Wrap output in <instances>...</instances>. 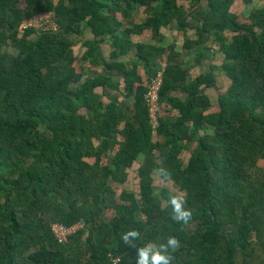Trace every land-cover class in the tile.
Masks as SVG:
<instances>
[{
	"label": "trees",
	"instance_id": "16d2710c",
	"mask_svg": "<svg viewBox=\"0 0 264 264\" xmlns=\"http://www.w3.org/2000/svg\"><path fill=\"white\" fill-rule=\"evenodd\" d=\"M257 1L0 0V264H137L139 247L169 236L181 244L172 264H264V7L235 10ZM139 8L147 19L134 24ZM47 10L58 31L31 27L18 37L24 19ZM87 27L94 38L75 55ZM147 28L195 32L187 48L214 56L210 74L194 79L175 47L136 45L146 81L140 64H108L106 34L127 54L133 43L117 31ZM160 59L168 69L155 136L145 96ZM100 63L124 82L84 79V67ZM117 92L135 97L133 122ZM161 168L167 180L154 172ZM170 192L185 195L188 225L172 219ZM78 223L65 244L51 232ZM129 230L140 233L135 247L121 240Z\"/></svg>",
	"mask_w": 264,
	"mask_h": 264
},
{
	"label": "crops",
	"instance_id": "0c3cea01",
	"mask_svg": "<svg viewBox=\"0 0 264 264\" xmlns=\"http://www.w3.org/2000/svg\"><path fill=\"white\" fill-rule=\"evenodd\" d=\"M238 7L241 8L244 6L242 4L236 5L235 10H237ZM136 11L137 13L139 12V14L136 13V15H133L134 24L135 23L143 24V22H145L147 18H145V16H143L140 13V8L136 9ZM121 21L126 22L125 19L115 20L114 21L116 23L115 25L119 26ZM134 24L131 25L132 28L134 27ZM126 25H128V23ZM118 32L122 34L125 39L132 41L133 44L130 47L129 52L127 54H124L122 47L115 45V42L117 41L114 40L112 34H106L105 41L101 42V47L104 50L106 61L108 62V64H112V65L115 64V61L116 63L118 62L125 63L128 64L130 68H133L134 65L140 64L141 67L139 69V74L144 81H146V79H149L148 73L150 67L145 63L139 62V60H137V52H138V48L136 47L137 44H144L150 47H156L158 49H167L168 53H170L171 48L175 47L176 52L181 54L180 58L184 61L183 69L184 70L190 69L191 76L194 79L204 75H208L212 71L211 63L214 61L213 60L214 56L211 57V54L210 56L209 54L208 56L205 55L202 56V47L200 45L192 47V49L187 48V45L189 43L196 42V40L198 39L197 35H195V32H191V33L189 32V34L187 35L182 31L172 32L169 29H164L162 34L156 36L154 35L152 28H147L144 31H137L134 34H129V35H127L125 31H123L122 29L120 31H117V33ZM93 38H94V34L92 30L89 27H87L82 35H79L75 38L72 47L74 54L82 55L87 49L85 45V41ZM113 50L116 51L117 56H113L112 54ZM84 68L86 70V75L84 79L86 80L88 77L96 78V74H100L102 76H107L108 78L120 79L121 81H123V76L118 71L119 69L117 68L109 69L104 63H100L99 65H97L95 69L90 70L87 65ZM215 76L217 77L218 84H222L226 80V77L223 75V72L217 71L215 73ZM123 87L125 88V84H123ZM107 90L111 94H113L112 92H114L113 91L114 89L107 88ZM96 92L102 94L103 89L98 88ZM117 93L119 95H122L121 92L120 93L117 92ZM206 93L211 98L213 105L217 106L219 100V93L217 89L209 88L207 89ZM173 95L175 97L180 98L182 101H186L188 98V94L181 91L174 92ZM121 100L122 103L127 102L128 104L127 106L125 107L123 106V108H120V112L122 113V115L124 114L126 121L133 122L136 118L135 97H131L130 99L126 100L123 99V95H122ZM167 102H169V100Z\"/></svg>",
	"mask_w": 264,
	"mask_h": 264
},
{
	"label": "built area",
	"instance_id": "2783aa9c",
	"mask_svg": "<svg viewBox=\"0 0 264 264\" xmlns=\"http://www.w3.org/2000/svg\"><path fill=\"white\" fill-rule=\"evenodd\" d=\"M31 27H36L42 32H56L60 29V24L57 21L56 12L54 10L43 11L24 19L20 23L17 30L18 37H22ZM167 69V62L159 60L157 72L155 76L151 78L148 85V92L145 96L149 121L155 136L158 134L160 126V116L163 109L162 90L165 83ZM81 228L82 225L79 223L68 227L60 224H53L51 226V232L59 244H65L69 241V238L75 235ZM113 263L117 264V261H113Z\"/></svg>",
	"mask_w": 264,
	"mask_h": 264
},
{
	"label": "clouds",
	"instance_id": "9594fccd",
	"mask_svg": "<svg viewBox=\"0 0 264 264\" xmlns=\"http://www.w3.org/2000/svg\"><path fill=\"white\" fill-rule=\"evenodd\" d=\"M154 172L160 173L167 180L168 173L165 169H154ZM167 204L172 210V219L181 225H188L193 218V210L186 207L187 199L182 192H170ZM140 239V233L136 230H129L121 234V240L125 245L135 247V242ZM180 241L169 236L166 243L158 247L151 243L137 249V264H172L174 253L180 248Z\"/></svg>",
	"mask_w": 264,
	"mask_h": 264
},
{
	"label": "rangeland",
	"instance_id": "374dc122",
	"mask_svg": "<svg viewBox=\"0 0 264 264\" xmlns=\"http://www.w3.org/2000/svg\"><path fill=\"white\" fill-rule=\"evenodd\" d=\"M255 5H257V6H263L264 7V0H263V2L262 1H257L256 3L255 2H248L246 5H243L244 7H238L237 8V12H248L251 8H254L255 7ZM240 8V9H239ZM243 10H245V11H243ZM143 159H144V157H141L140 158V161H143Z\"/></svg>",
	"mask_w": 264,
	"mask_h": 264
}]
</instances>
